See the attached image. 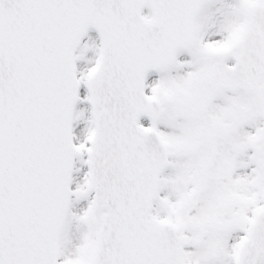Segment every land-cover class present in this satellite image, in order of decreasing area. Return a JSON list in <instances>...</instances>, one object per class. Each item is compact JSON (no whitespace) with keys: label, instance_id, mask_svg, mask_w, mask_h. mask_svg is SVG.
Wrapping results in <instances>:
<instances>
[{"label":"snow or ice","instance_id":"1","mask_svg":"<svg viewBox=\"0 0 264 264\" xmlns=\"http://www.w3.org/2000/svg\"><path fill=\"white\" fill-rule=\"evenodd\" d=\"M0 264H264V0H0Z\"/></svg>","mask_w":264,"mask_h":264}]
</instances>
